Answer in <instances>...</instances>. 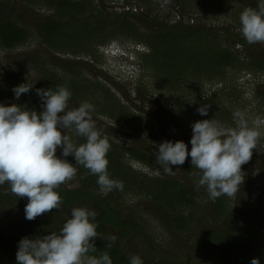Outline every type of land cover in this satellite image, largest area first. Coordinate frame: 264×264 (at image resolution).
Instances as JSON below:
<instances>
[{
  "label": "trees",
  "instance_id": "obj_1",
  "mask_svg": "<svg viewBox=\"0 0 264 264\" xmlns=\"http://www.w3.org/2000/svg\"><path fill=\"white\" fill-rule=\"evenodd\" d=\"M47 1L53 13L51 12L52 14L45 16V19L30 27L13 16L14 8L8 0H0V48L22 45L30 35L34 34L40 43L53 51L62 52L67 49L69 51L67 53L70 54L81 51L87 54L94 46H100L107 40H111L113 36H109V34H106L107 37L102 40L104 29L110 28V33L115 30L121 31V33L122 31L129 32L134 37L133 43H141L145 48L147 47L145 52L144 48L138 54L139 64L142 61L147 69H156L158 74L160 73L159 82L169 89L177 91L182 86L189 84L194 85L193 88L200 87L199 99H202L203 105H210L209 111L212 115H220L221 119L228 110V107L225 104L221 106L217 99L224 86L219 89L218 93L204 94L202 86L205 78H219L221 82L227 67L241 68L242 71L264 70V48L260 49L256 44H249L240 32H235L229 26L217 28L206 23L210 20L207 11L208 0L205 2L204 0H172V4L178 8L179 14L171 24L165 22L158 12L152 10V0H140V3L147 6L142 12L137 13L128 8L121 12H115V14L112 13V15L96 12L98 11L96 8L105 0ZM250 1L252 9H258L259 2ZM228 2V0L222 1V9L228 7L226 5ZM202 8L205 10L204 16H202ZM246 8L249 7L243 5L236 7L234 22L237 21L239 26L240 14ZM133 18L141 21L144 27L133 24ZM227 42H233V45L235 43L243 45L248 52L247 56L241 58V55H236L231 49L232 46L226 44ZM34 66L43 75L44 70L37 64ZM70 67L74 69L75 66L73 67L72 64ZM15 80V83H8V86H5L7 81L2 79L0 72V104L15 103L27 110L40 112L43 110L42 102L36 89L51 88L56 90L57 86L62 85H66L72 93L69 101L81 95H89L95 90L110 95L109 89L98 80L82 77L83 82H80L76 76H64L52 72L45 81L33 84L28 93H24L19 99H16L13 88L26 83V80L24 78ZM114 99L116 98L114 97ZM103 110L108 115L115 113L113 114L115 121L133 124L132 127L137 132L141 127L145 129L152 125L148 115L133 112L127 106L114 102L112 99L108 100L107 107L104 106ZM138 118L143 121L137 123ZM96 129L111 145L107 153L109 176L122 181L124 185L132 183L133 189L139 188V191L145 193L147 198L160 207L173 231L189 230L190 221L186 211L199 204L200 198L207 195L205 188L201 187L197 190L194 184L191 176V172L194 171L191 157L188 156L183 165H178L179 172L184 174L183 179L177 176H162L153 180L143 173L138 175L130 172L120 157L128 154L154 168L157 165L155 154H151L142 147L122 148V145L110 138L109 132L103 131L97 126ZM143 129L140 131L143 132ZM164 141H166L165 138L153 142L158 147ZM83 142H85L84 138L76 143ZM57 151L60 154L56 153V155L63 157L62 149L58 148ZM65 159L75 164L74 156L69 155ZM76 167L78 169L76 177L57 189L62 198L59 209H53L34 220L24 221L20 232L16 234L14 232V235H12V231L10 232L11 227L3 222L4 216L0 213V264H17L16 253L22 238H36L50 234L52 231L58 232L66 219L71 217L73 207H86L97 213L94 222L103 239L99 236L95 239L97 252L94 254L98 255L100 252L107 251L113 264H130V256L136 254L128 251L127 245L126 247L124 245L130 238H136L139 233L145 231L143 224L135 214L122 209L114 190L107 195L101 194L96 182L97 177L89 175L87 170L81 166ZM74 182H76L75 186H73ZM7 189V184L0 186V203L4 202L18 207L23 213L22 217L25 218L24 209L28 203L27 198H18ZM244 194L245 190L239 198L242 200V206L238 204L229 210L226 209L225 196H221L213 202L211 212L215 216L212 225L200 234V245L208 247H204L202 253L215 264H251L253 258H258L260 264H264V243L260 237L255 235L257 232L255 226L249 223L252 222V218H255V210H252L253 205L248 198H245ZM235 202L237 204V198ZM262 204L263 202H260L257 206L262 207ZM261 214L264 215V211H261ZM220 216L222 219H218ZM261 220H264V217ZM162 224L167 226L165 223ZM112 236H115L116 240L109 247ZM141 259L143 264H154V260L149 254Z\"/></svg>",
  "mask_w": 264,
  "mask_h": 264
},
{
  "label": "rangeland",
  "instance_id": "obj_2",
  "mask_svg": "<svg viewBox=\"0 0 264 264\" xmlns=\"http://www.w3.org/2000/svg\"><path fill=\"white\" fill-rule=\"evenodd\" d=\"M8 1L14 8L13 16L17 17L23 24L30 25V27L53 13L47 0ZM222 1L224 0H208L207 11L210 14H208L210 20L205 22L217 28L229 26L235 32L241 33L237 21L234 22V13L236 7L240 5L252 8L251 1L228 0L229 2L226 4L228 7H225V9L221 7ZM152 2V10L158 12L165 22L171 24L178 18L179 10L172 4V0H152ZM258 2L260 3L261 0H256L255 3ZM128 8L139 13L147 6L140 3V0H105L96 8L98 10L96 12L103 15H112V13L115 14V12H121ZM204 14L205 10L203 9L202 16ZM132 23L144 27V24L142 25V22L137 18H133ZM109 30L110 28L103 30L102 40H105L106 34L113 36L111 40H107L106 43L100 46H94L87 54L84 51L70 54L67 53L69 52L67 49L62 52L53 51L48 46L40 43V40L34 34L30 35L22 45L0 48V72L2 79L7 81L4 85L8 86V83H15L16 78H24L29 85L40 83L45 81L52 72L64 76H76L80 82H83L82 77L98 80L109 89L110 95L95 90L89 95H81L70 100L68 102L69 109L78 107L82 102L91 103L94 106L91 116L99 129L109 132L111 134L110 138L122 145V148H128L129 146L133 148L142 147L151 154L158 150L157 144L153 141L164 138L166 141L172 142L184 141L190 152L193 122L203 119H215L226 126L235 127L233 113L237 110L243 112L250 126L253 124L258 126L262 137L258 149H253L250 161L242 165L245 179L237 193L240 194L238 196L236 194L233 198L225 196L226 209L235 208L238 204L242 206V200L239 198L245 190L244 196L253 205L252 210H255V218H252V222L249 223L255 226L257 231L255 235L260 237L264 243V220H261L264 217L261 214V211H264V70L242 71L241 68L227 67L221 82L219 78H205L202 86L204 94L210 93L213 95L218 93L219 89L224 86L217 99L220 105L225 104L228 110L222 117L223 119L220 115H212L209 110L207 116H202L196 110L203 105L202 99H199L200 87L193 88L194 85L189 84L175 91L159 82L158 76L160 73L158 74L156 69H147L142 61L137 65H126L125 62L128 61V58H126L125 52L121 51L124 47H127V44L133 43L134 37L129 32L122 31L121 33V31L115 30L110 33ZM226 44L232 46L231 49L236 55H241V58L247 56L248 52L240 43L233 45V42H227ZM255 44L260 49L264 48V44ZM140 45L142 49L145 48L143 44ZM146 50L147 47L144 52ZM112 51L117 52V55H115L117 58H114ZM244 61H247V59H244ZM35 64L44 70L43 75L36 69ZM72 64L73 67L75 66L74 69L70 67ZM131 65L134 66L131 67ZM111 99L119 104L122 103L133 112L148 115L152 125L147 126L145 129L149 131L141 127L140 130L143 129V132L140 130L137 132L132 127L133 124L115 121L113 119L115 113L106 114L103 107H107V102ZM137 120V123L143 121L139 118ZM72 139L76 143L83 138L72 135ZM122 154L124 153L122 152ZM120 158L125 162L130 172L132 171L138 175L143 173L153 180L162 176L184 178V174L178 170V165L172 166L174 174H166L158 163L152 168L128 154ZM73 184L75 186L76 182ZM131 184H123L122 191L114 190L122 209L125 212L135 214L145 230L143 233H139L136 238H130L128 243L125 242L124 246L127 245L128 251L139 255L141 258L149 254L152 256L154 264H215L202 253L204 247H208L200 245V234L212 225L215 216L211 212L214 201L208 200L207 195L201 197L199 204L186 211L190 221V229L173 231L164 218L160 207L150 198H147L145 193L139 191V188L133 189ZM236 198L237 204L235 202ZM205 200L206 203L203 202ZM260 202H263L262 207L257 206ZM0 213L4 216L3 222L11 227L9 228L12 235L19 233L24 221L28 220L22 217L23 213L18 207L8 203H0ZM218 219H222V216Z\"/></svg>",
  "mask_w": 264,
  "mask_h": 264
},
{
  "label": "clouds",
  "instance_id": "obj_3",
  "mask_svg": "<svg viewBox=\"0 0 264 264\" xmlns=\"http://www.w3.org/2000/svg\"><path fill=\"white\" fill-rule=\"evenodd\" d=\"M240 31L249 44H264V0L258 9L246 8L239 17ZM141 43H130L123 48L128 64L137 65L138 54L144 49ZM114 57L116 51L111 52ZM134 65H131L133 67ZM33 84L22 83L13 88L15 98L28 93ZM41 98L42 111L27 110L21 105L0 104V186L18 198H27L25 218L34 220L53 209H59L62 198L57 189L73 180L77 167L97 177L99 191L107 195L113 190H123V182L108 173L107 153L111 145L96 129L91 113L94 106L82 102L69 109L72 95L66 85L36 89ZM210 105L196 110L207 116ZM235 127L215 119L192 123L191 150L184 141H164L154 152L156 162L166 174H174L172 166L183 165L191 157L194 184L205 188L208 200L221 196L235 197L244 183L242 165L248 163L253 149H258L262 133L256 124L249 125L243 112L233 113ZM72 135L84 138L75 143ZM74 156L75 164L57 156ZM203 202H207L206 200ZM97 213L86 207H73L58 232L52 231L36 238H22L16 253L17 264H113L107 251L98 255L95 239L103 237L94 222ZM116 237L110 238L109 247ZM130 264H143L139 255L130 256ZM251 264H260L253 258Z\"/></svg>",
  "mask_w": 264,
  "mask_h": 264
},
{
  "label": "bare ground",
  "instance_id": "obj_4",
  "mask_svg": "<svg viewBox=\"0 0 264 264\" xmlns=\"http://www.w3.org/2000/svg\"><path fill=\"white\" fill-rule=\"evenodd\" d=\"M100 51H101V50H100ZM101 53H102V52H101ZM104 57H105V55H104ZM114 58H115V57H114ZM116 58H117V57H116ZM137 82H138V81H137ZM140 82H141V81H140ZM139 84H140V83H139ZM139 84H138V85H139Z\"/></svg>",
  "mask_w": 264,
  "mask_h": 264
}]
</instances>
